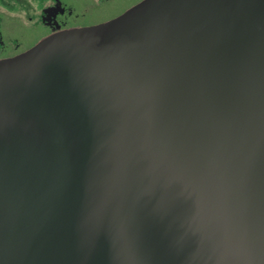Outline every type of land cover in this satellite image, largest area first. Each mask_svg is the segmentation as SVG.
<instances>
[{
	"label": "water",
	"instance_id": "95a60500",
	"mask_svg": "<svg viewBox=\"0 0 264 264\" xmlns=\"http://www.w3.org/2000/svg\"><path fill=\"white\" fill-rule=\"evenodd\" d=\"M0 264H264V0H143L0 59Z\"/></svg>",
	"mask_w": 264,
	"mask_h": 264
},
{
	"label": "rangeland",
	"instance_id": "374dc122",
	"mask_svg": "<svg viewBox=\"0 0 264 264\" xmlns=\"http://www.w3.org/2000/svg\"><path fill=\"white\" fill-rule=\"evenodd\" d=\"M86 1L89 8L79 19L83 25L100 21L116 8L98 7V0ZM49 3L45 0H8L5 3L0 0V58L15 55L50 34L49 24L56 6L47 7ZM122 4H116L117 8Z\"/></svg>",
	"mask_w": 264,
	"mask_h": 264
},
{
	"label": "flooded vegetation",
	"instance_id": "af4514ba",
	"mask_svg": "<svg viewBox=\"0 0 264 264\" xmlns=\"http://www.w3.org/2000/svg\"><path fill=\"white\" fill-rule=\"evenodd\" d=\"M2 1L5 3L8 0H2ZM45 1L46 2L50 1L47 7L53 5L56 6V9H53L54 15L49 24V28H50L49 35H51L56 30L57 24L59 22L63 23L66 28H80V27L90 26L114 18L120 15L121 13H123L124 11L130 9L131 7L139 4L143 0H98V2H96L97 4H99L98 7L110 5L111 7L113 8L116 7V8L113 9L114 10L113 12L107 14L100 21L84 24V25L79 23V19L86 13V11L89 8L88 1L86 0H45ZM119 2L121 3L123 2V4L117 8L116 4H119ZM0 35H1V30H0ZM3 58L6 57H2L0 59Z\"/></svg>",
	"mask_w": 264,
	"mask_h": 264
}]
</instances>
